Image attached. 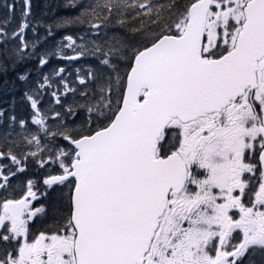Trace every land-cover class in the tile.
<instances>
[{
  "label": "snow or ice",
  "instance_id": "snow-or-ice-1",
  "mask_svg": "<svg viewBox=\"0 0 264 264\" xmlns=\"http://www.w3.org/2000/svg\"><path fill=\"white\" fill-rule=\"evenodd\" d=\"M3 7L0 82H22L32 111L0 135V191L29 159L48 174L39 196L27 178L0 199V264H264V0H69L79 11L47 25L25 0L11 32ZM84 56L97 67L77 69L70 104L64 68L27 67ZM53 77L64 92L43 107Z\"/></svg>",
  "mask_w": 264,
  "mask_h": 264
},
{
  "label": "trees",
  "instance_id": "trees-1",
  "mask_svg": "<svg viewBox=\"0 0 264 264\" xmlns=\"http://www.w3.org/2000/svg\"><path fill=\"white\" fill-rule=\"evenodd\" d=\"M4 2L5 0H0V22H2L6 17L9 16L7 8L3 7ZM8 2H12V0H8ZM67 3H69V0H31L32 23H35L36 21L40 20L43 21V25H47L53 19L54 15L55 16L74 15L79 11L78 7L77 9L64 7V5ZM24 11H25L24 0H15V10L13 13H11V23L8 25V29H7L9 32L15 30L22 22L23 19L22 13ZM43 25L38 28V33L40 37H44L46 35L45 27ZM26 31H27V37H26L27 39L31 40L35 38L33 36L31 28L27 29ZM81 31L82 29L80 28L56 30L54 38L49 37L47 41L41 39V43L38 51H43L45 49L52 50L54 44L59 42L64 35L75 36L78 32ZM74 64H77V68L79 70H84L85 72L84 76L81 77L80 79H86L89 69H95L97 67L96 61L90 56H84L74 61H68L53 57L49 60V63L43 69H38L37 67L38 60L36 58H33L28 62L27 67L32 69V74H31L32 80L39 79L42 74H49L53 70L64 68L65 72L62 73L61 75L66 74L68 87L76 89L75 94L72 92H67L62 98L66 104H70L73 102L74 99H79V92H82L85 88V85H81L79 83V79H73L74 78L73 72L75 70ZM6 79L8 82H10V86L5 87V91H6L5 96L3 98H0V110H3L4 112L2 118V120L4 119L3 124H0V135H2L7 128V124H8L7 120L9 116L12 115H14L15 117L17 116L18 118L16 117V119L18 122L20 119H24V118L26 120L29 119L30 113L32 111L29 102H25L21 99L23 92L26 90L25 85L20 81H14L11 74ZM58 87L60 89V92H64V88L61 86V84H57L55 86L52 85V87L50 89H47V92H45V94L42 97L43 104L45 105L47 104L49 106L53 103L54 98L51 96V92L56 90ZM57 110H59V106H57ZM16 130L19 131L18 123ZM37 170L40 172L42 171L39 168H37ZM49 204H51L50 198H49ZM258 260L259 258L257 257V261Z\"/></svg>",
  "mask_w": 264,
  "mask_h": 264
},
{
  "label": "rangeland",
  "instance_id": "rangeland-1",
  "mask_svg": "<svg viewBox=\"0 0 264 264\" xmlns=\"http://www.w3.org/2000/svg\"><path fill=\"white\" fill-rule=\"evenodd\" d=\"M24 2H25V0H24ZM81 41H77V43H80ZM65 43H67V41L65 42ZM65 55H67V56H72V55H74V53L72 52V51H70V50H66L65 51V53H64ZM78 73H77V70H75L74 71V74H73V79H76L78 76ZM63 77H67L66 76V74L65 75H62ZM81 76H84V75H81ZM57 84H60V79H59V77H53L52 78V85H57ZM8 86H10V82H8L7 83V85H4L3 87H8ZM1 90V89H0ZM43 107H48V105L46 104H43ZM30 160V159H29ZM29 160L27 161V168H26V170H25V172H23V173H21V174H26V176H29V175H31L32 174V172H33V168H32V166L29 164ZM36 163H39L37 160H34ZM0 163H4V164H7L8 163V161H6V160H0ZM40 166V165H39ZM30 168H32V169H30ZM42 168V167H41ZM13 170H15V168H13ZM32 170V171H31ZM42 171H41V176L42 177H40V178H34L35 180H37L39 183H40V185H41V187H43L42 186V181H43V179L45 178V175H47L48 174V172H47V170L45 169V168H42L41 169ZM34 190H36V189H34ZM40 193H42V191H41V189L39 188V190H38V196L40 195ZM41 197V196H40ZM34 204L36 203V201H34L33 202Z\"/></svg>",
  "mask_w": 264,
  "mask_h": 264
},
{
  "label": "bare ground",
  "instance_id": "bare-ground-1",
  "mask_svg": "<svg viewBox=\"0 0 264 264\" xmlns=\"http://www.w3.org/2000/svg\"><path fill=\"white\" fill-rule=\"evenodd\" d=\"M59 2H60V1H59ZM61 2H62V1H61ZM12 78H13V76H12ZM12 81H13V80H12ZM16 90H17V89H16ZM16 90H15V91H16ZM6 98H7V97H6ZM14 100H15V99H14ZM68 100H69V99H68ZM23 113H24V112H23ZM7 117H8V116H7ZM16 117H17V116H16ZM17 118H18V117H17ZM24 119H25V118H24ZM3 120H4V119H3ZM7 121H8V120H7ZM5 125H6V124H5Z\"/></svg>",
  "mask_w": 264,
  "mask_h": 264
},
{
  "label": "flooded vegetation",
  "instance_id": "flooded-vegetation-1",
  "mask_svg": "<svg viewBox=\"0 0 264 264\" xmlns=\"http://www.w3.org/2000/svg\"><path fill=\"white\" fill-rule=\"evenodd\" d=\"M257 160H258V157H257Z\"/></svg>",
  "mask_w": 264,
  "mask_h": 264
}]
</instances>
